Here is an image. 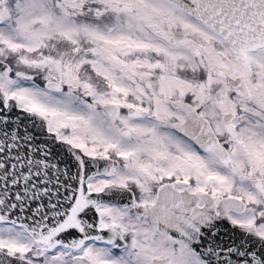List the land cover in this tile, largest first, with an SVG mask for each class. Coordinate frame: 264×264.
<instances>
[{
	"label": "snow or ice",
	"instance_id": "6c2138e0",
	"mask_svg": "<svg viewBox=\"0 0 264 264\" xmlns=\"http://www.w3.org/2000/svg\"><path fill=\"white\" fill-rule=\"evenodd\" d=\"M0 264H264V0H0Z\"/></svg>",
	"mask_w": 264,
	"mask_h": 264
}]
</instances>
